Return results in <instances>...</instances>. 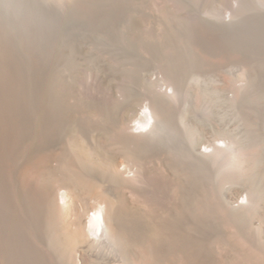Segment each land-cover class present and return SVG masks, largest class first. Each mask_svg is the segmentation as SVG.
Here are the masks:
<instances>
[{
	"label": "bare ground",
	"instance_id": "bare-ground-1",
	"mask_svg": "<svg viewBox=\"0 0 264 264\" xmlns=\"http://www.w3.org/2000/svg\"><path fill=\"white\" fill-rule=\"evenodd\" d=\"M256 1L264 14V0ZM27 2L0 0L1 28L19 31L22 54L29 51ZM150 5L164 11L169 0ZM201 8L214 30L247 50L237 16ZM190 17L197 26L199 16ZM0 34L9 46L13 36ZM229 54L195 60L188 78L161 64L138 88L133 75L117 90L93 78L83 88L100 106L79 116L65 113L64 85L53 90L58 99L43 85L40 142L57 147L29 197L0 178V264L25 255L37 264H264V175L236 130L242 99L235 89L246 98L247 120L255 67ZM237 174L244 178L236 182Z\"/></svg>",
	"mask_w": 264,
	"mask_h": 264
},
{
	"label": "rangeland",
	"instance_id": "rangeland-1",
	"mask_svg": "<svg viewBox=\"0 0 264 264\" xmlns=\"http://www.w3.org/2000/svg\"><path fill=\"white\" fill-rule=\"evenodd\" d=\"M27 1L30 14L27 12L29 22L24 44L28 53L19 52L23 47L19 31L11 34L8 28L4 29L13 36L7 43L9 46L0 34V178L14 183L19 196L29 197L31 188L42 183L51 150L57 147L55 143L40 142L41 102L46 96L43 85L48 84L53 99L60 98L53 90L64 85L65 92L60 96L65 113L79 116L83 108L95 111L100 106L85 93V82L101 78L105 85L117 90L121 83H129L133 75V85L138 88L145 85L147 78L154 77L161 64L180 67L183 78H188L195 60L218 58L228 52L238 54L241 60L248 58L245 61L255 67L249 112L252 116L247 120L243 111L246 98L239 87L235 89L238 99H242L237 102L240 114L236 130L239 147L258 158L257 167L261 169L260 175H264V14L260 13L256 0H169V7L164 11L152 8L151 0H69L70 4L66 0L68 7L60 0L56 6L55 0H50L52 3L40 0L47 2V7L36 0ZM177 4L184 10H179ZM200 6L208 8V14L223 12L226 17L237 16L239 27L248 32L247 50L240 38L229 39L223 31L214 30L208 23L209 17L202 13L206 10ZM66 7L68 10L64 11ZM190 16H199L197 26L191 23ZM212 30L217 35L210 41ZM213 41L219 44V49L213 48L216 46ZM241 60L234 63L240 64ZM8 62L12 64L10 69L5 67ZM215 69L213 73L226 76L224 69ZM142 93L140 90L141 99ZM235 178L238 182L244 175L237 174ZM37 262L25 255L2 263Z\"/></svg>",
	"mask_w": 264,
	"mask_h": 264
}]
</instances>
